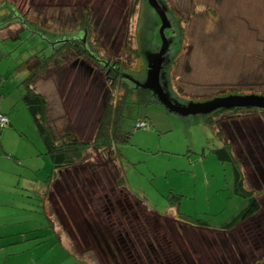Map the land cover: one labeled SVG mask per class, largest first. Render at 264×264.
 Instances as JSON below:
<instances>
[{"label": "rangeland", "instance_id": "rangeland-1", "mask_svg": "<svg viewBox=\"0 0 264 264\" xmlns=\"http://www.w3.org/2000/svg\"><path fill=\"white\" fill-rule=\"evenodd\" d=\"M158 1L169 18L163 52V64L168 68L160 71V77L175 105L227 96H263L264 0ZM17 8L29 29L20 25ZM86 10L93 37L99 41L92 46L95 53L121 60L132 69L134 73H128L135 81L148 80L147 66L161 44L160 21L148 0H1L0 108L5 107L7 117L12 116L5 127L13 134L6 139L7 146L16 148L17 156H26L18 159L21 166L11 160L13 167L8 171L14 175H1L0 171L3 197L21 193L37 202L41 198L33 188L38 181H50L47 177L52 168L47 155L37 154L44 146L18 99L24 73L16 66L42 47L44 56L57 48L65 40L61 30L72 39L83 38L76 23ZM34 27L41 37L30 29ZM52 31L60 35L50 44ZM135 48L136 54L130 50ZM61 58L62 64L39 74L34 88L47 99L45 119L54 136L68 128L76 139L89 141L107 96L106 79L93 60L74 50L65 51ZM123 114L121 131L128 132L129 138L117 143L114 156L117 154V170L129 193L114 183L117 170L112 155L88 148L76 162L81 166L55 173L49 185L52 195L44 202L63 245L38 204L18 202L24 216L9 226L30 230L25 234L35 237L34 244L18 235L15 240L29 249L8 257L7 264H262L264 110L243 109L233 117L219 118L213 126L237 150L233 154L243 187L254 190L258 201L255 213L224 231L218 228L243 202L232 191L230 164L219 161L213 152L218 140L206 122L213 117L211 111L178 113L167 109L155 95L145 104L136 103L132 95ZM136 122L144 125L135 127ZM16 139L21 143L18 147ZM26 142L35 144L32 158L30 152L23 155ZM197 223L205 226L194 225ZM110 237L118 249L111 247Z\"/></svg>", "mask_w": 264, "mask_h": 264}, {"label": "trees", "instance_id": "trees-1", "mask_svg": "<svg viewBox=\"0 0 264 264\" xmlns=\"http://www.w3.org/2000/svg\"><path fill=\"white\" fill-rule=\"evenodd\" d=\"M18 11L19 20H21L20 22H18L20 23V25H25V27L29 29L27 27V24L24 23V14H22L19 9ZM165 13L167 14L166 11ZM36 24L31 23V26L34 25L38 29L42 28L40 24ZM76 26L82 31L83 34L82 43H76V52L84 58L88 57L89 60L94 61L95 65L101 70L102 75L106 79L108 89L107 98L100 113V117L98 118V123L91 143L76 139L68 128H65L64 131L58 133L57 136H54L45 119L47 99L34 88L33 84L34 80L39 76L41 72L49 69L51 65L59 66L63 63V59L61 58L63 54L60 53L63 50L68 51L70 49H73L75 39H69V37L66 36V31L61 30L62 35L65 34V40H62L58 44L57 48L52 47L51 51L46 54V56H44L42 47L36 50L34 53L29 54L16 66V70L22 71L24 73L23 78L19 81V84L21 86L20 90L22 92H19L18 99L22 102L27 114L31 119L32 125L39 135V138L44 146V151L37 152V154L47 155L51 161L52 168L50 175L47 177V179H50V181L55 177V173L57 171L61 172L64 169L74 167L76 162L80 161L83 158L84 152L89 147L95 148L100 155H104L105 152L107 155H112L114 159L113 166L115 165L117 170L115 162L117 160V158L115 157L117 156V154H115L114 156V152L117 151V143L126 142L129 138L128 132L122 133L120 125L121 119L124 116L123 110L128 102V97L133 95L134 101L136 103L145 104L149 103L151 101V95H154V92L147 83L137 82L130 76L128 71L131 74L134 72L129 66L122 65L121 60L104 58L98 56V54L95 55V50L92 49L90 42L92 27L89 22V14L87 13V10L82 12V16L79 18ZM179 26L180 24L178 23V28L180 32H182V29ZM37 28L34 27L30 29H32V31H35L38 36L41 37L42 34L37 30ZM19 30H21V27ZM163 32L165 33V29L163 30ZM59 35V33H54L52 31V39L54 40H52L50 44H52ZM60 39H62V36ZM95 42V45H98V41ZM90 50L92 54H90ZM130 50L135 51L134 49ZM36 53H39V55L42 54L41 57L36 56ZM31 58H35L32 64L29 63ZM24 69L27 71H23ZM261 94L264 96V91H262ZM250 107L235 106V108L231 107L229 109H249ZM226 109L227 108H225V110ZM6 113L0 110V115H4L6 118V122L0 125V130L5 129L7 125L9 126L11 124L10 119L9 117H7ZM218 115V111H216L215 116ZM206 122L210 127H213L215 118L209 117V119H206ZM213 131L216 139L218 140L219 146L214 148L213 152L215 153V156L219 161L227 162L228 164H230V171L232 175V191L237 196H240L243 202L240 210L236 214H234L228 222H225L221 227H219L222 229H229L235 223L248 216V214L250 215L251 213H253L257 209L258 204L254 193L250 190H246L243 187V175L239 169L238 160L232 152L230 143L227 141H223L222 133L219 130L214 129ZM3 140L5 139H2L1 137L0 143H2ZM29 145L30 147H32L31 149L33 150V152L36 151L35 149H33L35 145L33 142H30ZM50 181L46 180V183L48 182V184H45L43 194L39 192L38 189L36 190V188H33L35 194H37V196L39 195L38 197L41 198L40 200H36L37 202H35L33 198L22 196L21 193H15L11 195L16 200V204H18V202H22L24 204H38L41 208V214H43V217L47 219V222H49L48 226L52 229V232H54L51 221L48 219L46 215L47 213L43 206L44 202L46 201V192L49 188ZM114 183L118 187H123L122 176L119 174L118 170L117 177ZM16 185L18 184L16 183ZM123 188L125 189V187ZM175 216L179 219L189 222V219L181 216V214L178 216L176 213ZM196 225L205 226V223H197ZM33 238L35 237L29 238V240Z\"/></svg>", "mask_w": 264, "mask_h": 264}, {"label": "crops", "instance_id": "crops-1", "mask_svg": "<svg viewBox=\"0 0 264 264\" xmlns=\"http://www.w3.org/2000/svg\"><path fill=\"white\" fill-rule=\"evenodd\" d=\"M0 110L6 113L7 109L3 107V108H0ZM11 118L12 116L9 117L10 123H11ZM11 130L12 129H4L0 136V138L2 137V139H5L3 140L2 143H0V163H1L0 167L2 168L0 170L2 172L1 175H5L6 173H10L14 175L12 172L8 171L9 168L13 167L11 160L16 161V164L21 166L17 162L18 159L23 160L26 157V156H21V157L17 156L18 154H16L17 153L16 148L15 150H12L11 147L7 146L6 139L10 136H13V134L10 132ZM26 144L27 145L25 146V152H24L25 154L23 155H26V153L30 152L31 156H28V157L30 158L34 157L33 150L31 149L32 147H30V145L27 142ZM19 145H21L20 140L16 139V147H18ZM46 184H48V182ZM44 186L45 184L38 181V187H36V189H38L39 192L43 193L45 189ZM48 194H49V188L46 192V199L48 198ZM15 201L16 200L12 197V195H11V198L3 197V190H0V264H7L8 257L14 256L17 253L22 252L24 249H27V250L29 249V246L22 245L21 243H19L18 240L17 241L15 240V238L18 235H22L23 239H27V240H29V238H32V237H29V235L25 234L26 232H29L30 230H24L22 232V230L13 229L11 226H9L10 223H12L11 221L20 219V217L24 216V214L21 213L19 208L16 206L17 204ZM7 202H10L11 206H8ZM14 204L15 206H13ZM46 215L48 219L50 220V215L48 214ZM53 233L56 236V239L59 240L60 243H62L59 234H57L55 230ZM29 241H31L32 243L34 242L32 239H30ZM22 242H25V241H22ZM18 243L21 244L20 245L22 247L21 250H20V247L16 245Z\"/></svg>", "mask_w": 264, "mask_h": 264}, {"label": "water", "instance_id": "water-1", "mask_svg": "<svg viewBox=\"0 0 264 264\" xmlns=\"http://www.w3.org/2000/svg\"><path fill=\"white\" fill-rule=\"evenodd\" d=\"M150 6L156 12L160 26L158 33L161 39V44L159 50L153 56L150 64H148V80L147 84L152 88L157 100L163 104L167 109L178 112V113H193V112H203L212 111L216 108H226V107H258L264 109V96H227L215 99L210 102L197 103L189 106H178L169 100L165 92L161 89L159 84V70L161 68L162 54L166 47V38L163 35V29L168 26V20L166 18L164 9L159 5L157 0H148ZM146 80V78H145ZM99 118V117H98Z\"/></svg>", "mask_w": 264, "mask_h": 264}, {"label": "flooded vegetation", "instance_id": "flooded-vegetation-1", "mask_svg": "<svg viewBox=\"0 0 264 264\" xmlns=\"http://www.w3.org/2000/svg\"><path fill=\"white\" fill-rule=\"evenodd\" d=\"M157 2L159 3V5L161 6V4H160V2L157 0ZM135 3H136V0H135ZM162 7V6H161ZM163 8V7H162ZM164 9V8H163ZM170 10V9H169ZM130 12H133V10H132V8L130 9ZM165 12V11H164ZM165 15H166V18H167V20H168V25H169V18H168V15L165 13ZM171 15L173 16V13H171ZM175 16V15H174ZM176 17V16H175ZM177 20H178V22H179V19H178V17H177ZM177 22V23H178ZM92 27V26H91ZM165 29V28H164ZM163 29V30H164ZM93 32H94V29H93V27H92V32H91V34H90V42H91V47L92 46H96L95 45V41H98L97 39H95L94 37H93ZM83 35V34H82ZM163 35H165V33L163 32ZM165 37V36H164ZM69 39H72L71 37H69ZM75 42H74V48L73 49H71V50H74L75 52H76V43H78V42H81L82 43V41H83V38H81V39H75L74 40ZM97 44L99 45V41L97 42ZM94 50L96 49V48H93ZM71 50H68V51H71ZM135 51H134V53L136 52V48L134 49ZM66 51V50H65ZM65 51L63 50L60 54H63L64 55V53H65ZM67 51V52H68ZM93 51V50H92ZM73 52V51H72ZM77 53V52H76ZM78 55H80L79 53H77ZM90 54H92L91 53V50H90ZM95 55H96V53H95ZM170 66V65H169ZM168 68V65H166V64H163V54H162V61H161V68H160V70H159V84H160V86H161V89L165 92V89H164V85H163V82H162V80H161V77H160V71L163 69V68ZM88 70L90 71L91 70V67L89 66L88 67ZM167 70V69H166ZM102 73V72H101ZM152 89V88H151ZM106 90H107V93H108V89H107V87H106ZM153 91V90H152ZM165 94H166V96L168 97V95H167V93L165 92ZM155 95V94H154ZM156 97V96H155ZM106 98H107V96H106ZM169 98V97H168ZM170 100V99H169ZM105 101H106V99H105ZM105 101L102 103V107H101V111H102V109H103V105H104V103H105ZM171 101V100H170ZM172 102V101H171ZM250 107V106H249ZM233 108H235V107H233ZM257 108V107H256ZM250 109H254V108H252V106L249 108V109H244V110H246V111H249ZM261 109V108H260ZM243 109L242 108H238V109H226L225 110V108H216V109H214V110H212L211 111V116H213L212 118H215V122H214V124L218 121V119L220 118H222V117H226L225 115H227L228 117H233V116H235V115H238L239 113H240V111H242ZM262 110H264V109H262ZM100 111V112H101ZM216 111H218V116H215V112ZM224 113H226V114H224ZM209 119V118H208ZM98 123V122H97ZM213 128V127H212ZM213 130H214V128H213ZM221 132V131H220ZM91 141H92V138H90V140L89 141H87L88 143H91ZM228 142V141H227ZM231 145V144H230ZM219 147V146H218ZM89 148H91V149H94L95 151H96V154H98L99 152L95 149V148H93V147H89ZM231 149H232V152H235L236 153V151L237 150H235V148L234 147H232L231 146ZM234 150V151H233ZM238 150L241 152V149H240V147H238ZM85 153V152H84ZM237 155V154H236ZM79 166H81V165H76L75 164V166H74V169H77V167H79ZM93 169H95V167H92ZM65 170H67V169H64V170H62L61 172H58V174L60 175L61 173H63ZM76 172V171H75ZM253 176V174H252V172L251 171H249L248 172V177H249V179L251 178ZM251 180V179H250ZM79 183H81L82 185H83V183H82V181H80ZM73 184L75 185V181H73ZM92 184H93V182H92V180H91V182L88 184L89 186H92ZM65 185H66V183H65ZM88 185H86L85 186V190H86V188L88 187ZM247 190V189H246ZM248 190H250L251 192H253L254 193V195L256 194L255 193V191L254 190H252V189H248ZM257 191V190H256ZM51 194V192L49 191V195ZM49 195H48V197H49ZM52 195V194H51ZM108 196V195H107ZM107 196H105V200L106 201H109L110 200V202L111 203H113L112 202V200L111 199H108V197ZM255 198H256V196H255ZM51 201H52V199H51ZM135 202V201H134ZM257 204H258V201H257ZM258 207V206H257ZM146 208V207H145ZM150 210V209H149ZM257 210V209H256ZM256 210L253 212V213H255L256 212ZM253 213H251V214H253ZM250 214V215H251ZM248 216H249V214H248ZM247 217V216H246ZM245 219V218H244ZM244 219H242V220H244ZM242 220H240L239 221V223L242 221ZM238 223V222H237ZM237 223H235V224H237ZM192 224V223H191ZM234 224V225H235ZM194 225H196V224H194ZM264 225V224H263ZM199 226V225H198ZM200 226H202V225H200ZM208 228V227H207ZM211 228H213V227H211ZM219 230H221V231H224V230H227V229H222V228H218ZM230 229V228H229ZM107 240H109V238L107 239ZM110 241H111V243H112V245H111V247L112 246H114V247H116L117 249H118V245H116V243L111 239V237H110ZM119 241V240H118ZM128 241H130V240H128ZM119 242H121L122 243V241H119ZM96 243H97V246L99 247V241H98V239H96ZM105 246L106 247H110L106 242H105ZM119 247H120V245H119ZM262 264H264V260L262 261Z\"/></svg>", "mask_w": 264, "mask_h": 264}, {"label": "built area", "instance_id": "built-area-1", "mask_svg": "<svg viewBox=\"0 0 264 264\" xmlns=\"http://www.w3.org/2000/svg\"><path fill=\"white\" fill-rule=\"evenodd\" d=\"M4 122H6V118L4 115H0V125H2ZM143 122H136V126H143Z\"/></svg>", "mask_w": 264, "mask_h": 264}, {"label": "clouds", "instance_id": "clouds-1", "mask_svg": "<svg viewBox=\"0 0 264 264\" xmlns=\"http://www.w3.org/2000/svg\"><path fill=\"white\" fill-rule=\"evenodd\" d=\"M144 122V121H143ZM96 127V126H95ZM135 127H141V126H136V123H135Z\"/></svg>", "mask_w": 264, "mask_h": 264}]
</instances>
